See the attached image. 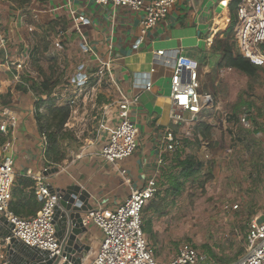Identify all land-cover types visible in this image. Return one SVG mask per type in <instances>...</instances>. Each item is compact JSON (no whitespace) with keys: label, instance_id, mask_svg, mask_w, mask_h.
Masks as SVG:
<instances>
[{"label":"crops","instance_id":"1","mask_svg":"<svg viewBox=\"0 0 264 264\" xmlns=\"http://www.w3.org/2000/svg\"><path fill=\"white\" fill-rule=\"evenodd\" d=\"M231 1L177 0L167 18L156 27L148 30L143 37L140 35L139 29L142 19L141 13L128 8L113 9L111 6L100 7L89 3V8L87 7L88 9L84 11L88 18L84 28L86 37L90 44L98 50L104 49L107 43H112L115 58L113 66L114 79L124 93L138 97V102L130 113L139 130L136 152L114 164L106 163L100 155L107 135L116 123L115 110L111 109L104 115V124L103 127H100L104 114L103 107L117 98L116 89L108 84L106 85L109 87L108 89H99V94L96 95V100L99 102H95L93 107L98 113L93 115L92 119L95 120V125L94 127L91 126L93 131L89 132L90 136L87 135L78 140V144L69 153L66 152V158L61 164L46 166L44 163L46 140L42 139V133L38 130L35 117L37 110L35 113L33 112V109H36L35 96L32 95L31 90L23 91L16 88L15 92L11 94V103L8 105L11 106L17 118V127L13 132V136H0V140H2L0 143V159L2 158L1 147L9 142L10 152L15 162V179L18 180L20 177L30 179L34 182V186L23 187V185H18L17 182L15 184L17 185V193L12 197L9 209L16 200L28 201L31 193L33 191L35 193L38 177H42L44 182L52 189H60L69 184L79 185L90 195L89 204L92 209L100 206L112 210L123 202L131 190L141 188L146 179L157 168L156 160L160 151L162 135L166 127H171L169 120L171 72L167 68L156 64L154 55L159 50L174 51L181 56L196 60L199 63L197 89L199 91L200 88L201 93L205 88L204 85H206L208 77L212 79L211 76L215 73L221 71L223 73H240L231 68L218 69L224 50H231L240 54L235 39L227 38V30L232 15L229 7ZM62 2L63 0H41L37 5H32V7H28L29 9L26 8L27 10L21 15L18 14L19 10L16 11L17 14L9 15V8H4L2 5L4 9L1 15L3 28L10 37L11 42L19 44L16 47L17 50L24 49L23 44H25L27 47L32 48L34 55L38 41H35L37 33L41 35L46 30H51L53 36L58 28L65 30L69 26L65 11H51L48 13L49 7L58 6ZM82 2L83 0H73V5L79 7ZM23 15L28 20L29 28L32 29L31 32H28L25 24L22 23ZM229 36L231 37V34ZM79 46L78 35L75 32L67 33L62 41L60 51L73 50L77 57L71 58L73 61L66 58L68 63L65 67L68 68V71L64 74V84L68 72L73 70L82 59V51ZM49 47H52V45L49 46L48 44L47 48ZM258 51L264 55V49L258 48ZM135 75H138L140 81L149 77L152 83L151 90L143 91L135 88L133 85ZM40 81H42L41 78ZM54 90L52 96L56 98L58 103L60 99H57V97L59 95ZM207 95L209 97L208 109L204 110L198 118L185 116V122L176 125L177 129L174 132L180 138H182L180 135L184 134L182 133L184 131H187L186 136L189 135L188 131L192 130L191 127L193 128L200 118L208 121L213 126L212 116H209L211 112H216L221 116L219 121L225 128L234 125V122L229 120V112L218 109L216 99L209 93ZM37 98L45 99L46 96L37 95ZM82 99L84 101L85 97L82 96ZM69 107L71 111L65 127L71 132L74 123L70 122V118L72 114H81V111L76 110L73 106ZM38 112H42V109L39 108ZM78 120L79 118L76 121ZM82 126L85 129V124ZM173 154L163 155L164 164L160 166L161 174L173 171V166L176 163ZM180 158L183 159L181 156ZM52 168H58V172L49 175L48 172ZM161 179L160 175L159 185ZM38 201L41 203L39 198ZM30 208L29 210H21L18 217L34 216L32 215L34 208ZM5 228L6 225L0 223V234H2L1 229ZM100 238L101 232L99 229L91 225L88 234L81 239L84 244L90 246V251L82 259V264L89 263L95 254ZM6 247V240L0 237V254L4 262H6ZM21 251L16 249L14 252L17 260L31 261L33 256Z\"/></svg>","mask_w":264,"mask_h":264},{"label":"built area","instance_id":"2","mask_svg":"<svg viewBox=\"0 0 264 264\" xmlns=\"http://www.w3.org/2000/svg\"><path fill=\"white\" fill-rule=\"evenodd\" d=\"M177 0H83L76 7L73 0H63L58 6L48 8L49 12L65 11L69 26L63 30L58 28L50 41L54 49L60 50L67 33L75 32L79 37L82 59L73 70L66 75L63 91L69 87H83L90 82L94 86L109 84L116 89L117 98L103 107V127L105 114L115 110L114 127L109 131L107 139L101 148L100 155L108 164H114L132 156L137 149L138 127L131 118V111L138 102L137 96H129L117 85L113 76L114 54L113 45L107 43L102 50L94 48L85 35L87 15L84 13L91 3L100 7L111 6L128 8L142 14L140 35L164 21ZM88 7V8H87ZM2 4L0 2V72L7 71L12 76L11 94L18 84L29 91L31 81L39 82V75L32 67L33 51L23 44L24 49L17 50L18 43H12L3 28ZM30 26H26L31 32ZM140 36V40H141ZM234 39L240 49V54L251 64L264 67V55L258 51V45L264 44V0H239L236 8V23L233 29ZM154 62L171 72L170 78V122L174 126L185 122V116L198 118L209 108L207 93L198 91L199 63L189 57L181 56L174 51L159 50L154 55ZM153 72V70H151ZM26 79V80H25ZM134 87L150 91L152 83L149 77L143 81L134 76ZM65 88V89H64ZM31 93V92H30ZM34 94V101L37 95ZM62 96L57 99L62 100ZM65 99V98H63ZM76 96L66 101V106L74 105ZM36 109H33L35 113ZM239 124L254 130V125L245 113L239 116ZM17 127V118L10 105L0 104V136H13ZM255 138H261V132L253 133ZM45 141V136L42 134ZM182 146L181 138L170 128H167L161 138V146L156 160V170L146 179L141 188L131 190L122 203L114 209L103 207L91 209L84 216V225H93L101 232V238L95 254L88 264H160L153 256L152 249L142 229V210L158 192L159 176L163 166L164 154L171 155ZM205 157L209 158L208 143H201ZM0 159V215L12 225V236L23 245L40 251L50 252L51 256L59 251L53 225L54 209L57 198L51 195L48 185L42 177L36 179L35 195L41 200L39 211L31 217L16 216L9 209L12 200V188L15 181V162L10 152V143L1 147ZM44 171H46L44 169ZM122 173H124L122 171ZM128 182V180H127ZM235 208V207H234ZM247 244L245 253L231 264H264V216L254 218L248 224ZM0 264H6L0 254ZM165 264H207L205 258L189 243L180 245L176 256Z\"/></svg>","mask_w":264,"mask_h":264},{"label":"rangeland","instance_id":"3","mask_svg":"<svg viewBox=\"0 0 264 264\" xmlns=\"http://www.w3.org/2000/svg\"><path fill=\"white\" fill-rule=\"evenodd\" d=\"M38 2L41 0H33L29 7L37 5ZM3 7L9 8V15L17 14V9L11 10L10 7ZM27 9L29 8L27 7ZM25 11L17 12L21 15ZM22 23L25 24V27L28 24L25 15L22 17ZM36 35L37 43L44 40L49 42V46L51 45V30ZM40 45L43 48V45ZM262 46L259 44L258 48L262 50ZM75 57L77 56L73 50L60 51L49 47L38 62L44 72L34 68L39 79H42L44 73L45 75L53 73L55 78L61 76L59 87L57 86L58 88L56 87L57 89L54 90L57 95H64L62 100L57 103L58 105L66 106V101L72 100L73 95L76 96L72 106L76 110L79 109L81 114H72L70 118L74 127L71 129V139H67L64 143L67 153L78 144V140L84 136H90L89 132L93 131L95 125V120L92 119L93 115L98 113L93 107L95 102H99L96 100V95L99 94V89L109 88L106 83L100 87L96 85V87L93 82H90L83 87L66 88L67 91L64 92L63 78L68 71V68L65 67L68 63L66 58ZM211 77L212 79L208 77L203 92L212 96L215 94L213 97L216 99L218 109L229 112L235 104L242 100L250 102L252 114L259 127L264 129V70L253 79L240 73H223L222 71ZM199 92H201L200 88ZM82 96L85 97L84 101H82L84 99ZM210 114L213 124L212 141L215 142V146L207 147L209 158L205 157L202 146L197 147V144L192 142L195 135L194 127H191L192 130L188 131L189 135L187 136L185 134L187 131L182 132L184 133L180 135L182 136V146L179 149L183 159L191 154L203 164L200 181L204 180L205 176L203 175L208 170L211 173L210 178L205 181L203 186L187 182L184 190L176 197L173 199L166 197L160 202L158 199L165 196V190L168 188V184L162 178L160 183L163 185L158 184L160 195L155 198L156 202L159 201L158 204H160L159 211L153 214L149 212L145 215V217L152 218L151 232L153 236L145 235L154 258L160 264L171 261L183 243L194 246L208 263L223 264L222 260L227 261L228 264L234 263L246 251L245 238L248 224L254 218L264 216L263 131H260L261 138H253L240 130V126L237 124L225 128L221 125L222 123L220 124L221 116L218 113L211 112ZM78 118L79 120L76 121ZM83 124L86 126L85 129L82 128ZM170 125L171 127L168 126L166 129L170 128L173 131L177 129L171 122ZM227 130H230L231 133H228ZM143 216L144 213H142Z\"/></svg>","mask_w":264,"mask_h":264},{"label":"trees","instance_id":"4","mask_svg":"<svg viewBox=\"0 0 264 264\" xmlns=\"http://www.w3.org/2000/svg\"><path fill=\"white\" fill-rule=\"evenodd\" d=\"M2 5L5 7H10L11 10H24L29 7L33 0H2ZM239 3V0H232L229 3V7L231 10V20L230 25L227 30V38L234 40L233 37V27L236 23V8ZM12 5V6H10ZM231 34V37L229 36ZM43 48H41V45ZM264 49V44H262ZM47 50V42L41 40V42L37 43V47L34 50V58L32 62V66L39 70L40 72H44L39 65L40 58L42 54ZM223 68H231L234 69L244 76L253 79L259 75L261 71H263V67H257L251 64L247 59L243 58L240 54L234 53L231 50L225 51L223 56L219 62L218 69ZM26 80V79H25ZM12 76L7 71L0 72V104L8 105L11 103V86ZM60 78H55L53 73H49L42 75V81L36 82L31 81L29 84V89L33 91L35 94L41 96L45 95L46 98H38L36 101V122L38 125V130L40 133L44 134L46 142H45V150H44V163L46 166H57L62 163V161L66 158V151L64 148V143L67 139H71L72 133L65 127L69 116H70V107L69 106H60L56 102V98L52 96L53 90L60 84ZM16 88L21 89L23 91H27L25 86L22 84H18ZM215 95V94H214ZM213 95V96H214ZM41 108L42 112H38V109ZM252 104L245 100L240 101L238 104H235L231 111H229V120L240 126V130H243L245 133L253 136V133L263 131L264 129L259 127L255 116L251 112ZM245 113L247 118L254 125V130H247L243 128L239 124V116ZM195 135L193 136V143L197 144V147L201 146V141H207L208 147H214L215 142L212 141V129L213 126L206 120H200L195 123L194 126ZM228 133H231L230 130ZM242 141L241 139L239 140ZM2 140H0V143ZM191 142V143H192ZM264 143V140H263ZM191 147V145H190ZM181 152L179 149L176 153L173 154L175 164L173 166V171L168 172L166 174H161V178L165 180L168 184V188L165 190V196L158 199L162 202L166 197H171L172 199L180 194L187 182H190L192 185H201L203 186L205 181L210 178V170L203 176H205L203 181H200V175L202 174L203 164L196 160L194 155H187L184 159H181ZM23 185V187H33L34 182L30 179L19 178L15 179L14 186L12 188V197L17 193V184ZM161 182V181H160ZM159 184V182H158ZM163 185V183H160ZM20 193V192H18ZM19 195V194H18ZM160 193L157 192L154 200L152 199L142 210L144 216L142 217V229L143 232L150 237L153 236L151 230L152 218L150 216H146L149 212L157 213L159 211L160 204L159 201L156 202L155 198L159 197ZM42 202L38 201V197L35 195L34 191L31 193L28 201L22 202V200H16L10 210L16 215L19 216L21 214V210H29L30 207L34 208L32 210V215H35L36 212L40 209ZM31 209V208H30ZM146 213V214H145ZM246 243L247 239L245 238ZM194 247V246H193ZM213 257V255L211 254ZM221 261V259H219ZM206 262V261H205ZM207 264H211L206 262ZM223 264H228L227 261H223Z\"/></svg>","mask_w":264,"mask_h":264},{"label":"water","instance_id":"5","mask_svg":"<svg viewBox=\"0 0 264 264\" xmlns=\"http://www.w3.org/2000/svg\"><path fill=\"white\" fill-rule=\"evenodd\" d=\"M57 172L58 168H52L48 174ZM48 188L51 195L57 198L53 225L60 246L58 253L51 256L50 252L23 245L12 236V225L0 215V223L6 225L0 234L7 242L6 264H82V259L90 251V246L81 240L90 228V225L83 223L84 216L92 209L89 204L90 195L76 184H69L60 189H52L50 186ZM16 249L33 256L31 261L17 260L14 253Z\"/></svg>","mask_w":264,"mask_h":264}]
</instances>
